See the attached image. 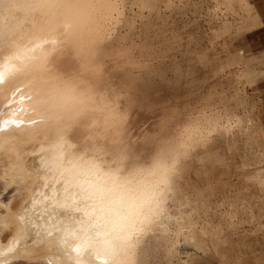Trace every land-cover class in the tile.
<instances>
[{"label": "bare ground", "instance_id": "obj_1", "mask_svg": "<svg viewBox=\"0 0 264 264\" xmlns=\"http://www.w3.org/2000/svg\"><path fill=\"white\" fill-rule=\"evenodd\" d=\"M255 18L0 0V264H254L264 125L244 90L264 66L227 49Z\"/></svg>", "mask_w": 264, "mask_h": 264}, {"label": "rangeland", "instance_id": "obj_2", "mask_svg": "<svg viewBox=\"0 0 264 264\" xmlns=\"http://www.w3.org/2000/svg\"><path fill=\"white\" fill-rule=\"evenodd\" d=\"M249 2L257 13L255 27L232 39L227 50L235 56L241 66L247 64L249 68H254L264 66V0H249ZM239 53L241 55H238ZM244 91L246 101L258 104L260 119L264 125V75H260L253 86ZM254 245L256 258L253 263L264 264V236Z\"/></svg>", "mask_w": 264, "mask_h": 264}]
</instances>
